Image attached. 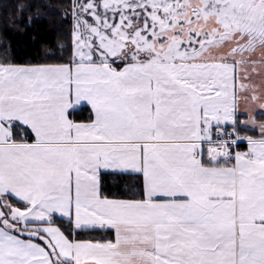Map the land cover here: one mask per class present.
<instances>
[{
  "label": "snow or ice",
  "instance_id": "snow-or-ice-1",
  "mask_svg": "<svg viewBox=\"0 0 264 264\" xmlns=\"http://www.w3.org/2000/svg\"><path fill=\"white\" fill-rule=\"evenodd\" d=\"M58 11L0 59V264H264V0Z\"/></svg>",
  "mask_w": 264,
  "mask_h": 264
},
{
  "label": "trees",
  "instance_id": "trees-1",
  "mask_svg": "<svg viewBox=\"0 0 264 264\" xmlns=\"http://www.w3.org/2000/svg\"><path fill=\"white\" fill-rule=\"evenodd\" d=\"M20 4L26 5L23 12ZM67 6L68 0H0V59L40 62L49 58L50 51L59 53L58 45L68 40L71 18H64L58 9ZM104 179L112 190H121L136 177L108 174Z\"/></svg>",
  "mask_w": 264,
  "mask_h": 264
}]
</instances>
